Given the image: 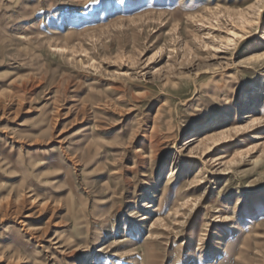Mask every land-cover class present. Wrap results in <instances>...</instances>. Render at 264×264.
Instances as JSON below:
<instances>
[{"label": "rangeland", "instance_id": "rangeland-1", "mask_svg": "<svg viewBox=\"0 0 264 264\" xmlns=\"http://www.w3.org/2000/svg\"><path fill=\"white\" fill-rule=\"evenodd\" d=\"M0 264H264V0H0Z\"/></svg>", "mask_w": 264, "mask_h": 264}]
</instances>
